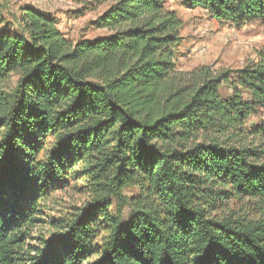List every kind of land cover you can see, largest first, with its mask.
<instances>
[{"label":"trees","instance_id":"obj_1","mask_svg":"<svg viewBox=\"0 0 264 264\" xmlns=\"http://www.w3.org/2000/svg\"><path fill=\"white\" fill-rule=\"evenodd\" d=\"M96 1L95 39L29 5L0 26V264H264V53L184 72L166 0ZM181 2L264 25V0ZM73 182L87 199L36 235Z\"/></svg>","mask_w":264,"mask_h":264},{"label":"rangeland","instance_id":"obj_2","mask_svg":"<svg viewBox=\"0 0 264 264\" xmlns=\"http://www.w3.org/2000/svg\"><path fill=\"white\" fill-rule=\"evenodd\" d=\"M6 8L0 10L5 21H12V14H19L22 5L34 6L50 15L58 22L59 29L72 42L95 39L107 35L108 31L94 24V21L109 7L108 2L96 0H1ZM166 6L175 11L183 22L182 44L178 67L187 72L201 66H209L212 71H234L257 61L264 53V25L254 21L244 25L221 23L213 19L201 8H188L181 0H166ZM233 76V74H232ZM264 113V112H263ZM258 122V118H253ZM73 182L67 190L56 191L44 201V222L34 229L36 235L48 236L52 228V218L68 219L73 206L81 205L87 195L78 192Z\"/></svg>","mask_w":264,"mask_h":264}]
</instances>
